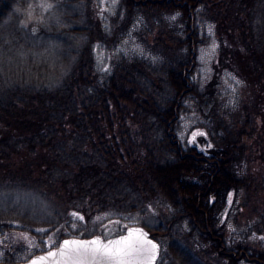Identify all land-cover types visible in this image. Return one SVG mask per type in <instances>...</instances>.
Returning <instances> with one entry per match:
<instances>
[{"label":"trees","instance_id":"trees-1","mask_svg":"<svg viewBox=\"0 0 264 264\" xmlns=\"http://www.w3.org/2000/svg\"><path fill=\"white\" fill-rule=\"evenodd\" d=\"M19 1L0 0V19ZM112 21L114 37L140 24V36L151 40L146 55H124L110 73L100 72L91 42L112 36L92 25L74 58L64 57L58 85L16 80L0 63V189L59 184L83 214L167 207L155 228L165 245L160 264H264V211L250 216L246 235L229 232L239 224L230 213L236 202L257 210L261 185L232 118L250 127L251 113L214 121L200 146L185 149L177 137L188 103L214 101L199 70L207 22L239 51L247 48L230 70L254 84L263 104L264 0H121ZM259 154L264 165V149ZM240 194L247 199L239 205Z\"/></svg>","mask_w":264,"mask_h":264},{"label":"rangeland","instance_id":"rangeland-1","mask_svg":"<svg viewBox=\"0 0 264 264\" xmlns=\"http://www.w3.org/2000/svg\"><path fill=\"white\" fill-rule=\"evenodd\" d=\"M120 6L121 0H20L0 19L2 68L13 73L16 80L21 79L37 86L58 85L60 71L65 69L64 57H72L73 54L74 58L78 48L88 41L89 36L83 34L84 30L92 25L106 31L109 34L106 39L112 36L110 40L99 35L92 39V56L95 67L100 72L110 73L113 62L124 55H146L145 46L151 40L140 36V24L132 25V29L120 36L112 35V17L118 13ZM206 25L209 41L199 49V70L202 85L204 89L210 90L214 101L210 100L202 106L188 103L180 115L177 137L185 149L192 145L200 146L205 143L206 135L197 136L195 142L190 143L194 132L205 134L206 128L213 127L216 124L214 121L220 118L228 124L231 114L241 115L246 114V111L251 113L250 127H245L234 115L232 117L243 130L242 141L246 143L248 162L255 170L257 185H261L255 194V201L258 200L255 204L256 211L251 210L252 204L241 209L236 202L230 212L231 217L237 215L239 220V224H232L230 234L246 235L250 216H254V212L260 215L264 211V165L257 159L264 149V102L261 104L255 100L254 84L250 85L245 75L230 70L234 59L246 57L247 48L244 49L245 53L239 51L242 48L238 44L231 45L232 38L218 34L214 23L207 22ZM21 40L23 42L18 48H6V45ZM223 45L225 50H222ZM219 64L222 65L221 68L216 67ZM224 64L227 66H223ZM49 186L45 182H39L27 183L25 187L10 190L0 189V263L7 259L22 262L33 254L49 249L50 237L57 244L69 236L102 235L110 238L132 225L147 228L161 241L162 233L155 231V228L168 217L170 209L167 207L153 205L138 212L97 208L83 214L76 211L59 184L54 188ZM246 199L247 196L242 194L238 199L239 205ZM72 213H78L84 219L77 220ZM164 250L165 245L162 244L158 264Z\"/></svg>","mask_w":264,"mask_h":264},{"label":"snow or ice","instance_id":"snow-or-ice-1","mask_svg":"<svg viewBox=\"0 0 264 264\" xmlns=\"http://www.w3.org/2000/svg\"><path fill=\"white\" fill-rule=\"evenodd\" d=\"M203 135V132H194L190 143ZM72 215L77 220L84 219L78 213ZM50 240V250L33 259L31 264H48L49 260L53 264H155L159 248L141 229H129L126 236L107 242L99 237L90 241L63 240L59 244L52 237Z\"/></svg>","mask_w":264,"mask_h":264},{"label":"water","instance_id":"water-1","mask_svg":"<svg viewBox=\"0 0 264 264\" xmlns=\"http://www.w3.org/2000/svg\"><path fill=\"white\" fill-rule=\"evenodd\" d=\"M129 229H141L144 233H146L147 234V239H149V240H151V241H153L154 243H156L158 246H159V248H158V253H157V259H156V261H155V264H158V261H159V259H160V256H161V252H162V245H161V243L159 242V241H157L156 239H154V238H152L151 237V233L145 228V227H143V226H138V225H133V226H131V227H129L124 233H122V234H120V235H117V236H113V237H110V238H105L104 236H102V235H93V236H91V237H85V238H82V237H68V238H65V239H63V240H93V239H96V238H101L103 241H105V242H107V241H110V240H118L121 236H126L127 235V233H128V230ZM62 240V241H63ZM61 241V242H62ZM49 251V250H48ZM48 251H46V252H44V253H39V254H36V255H34V256H32L30 259H28L27 261H23V262H20V263H14V264H31V261L33 260V259H35L36 257H38V256H43V255H46V253L48 252ZM0 264H2V263H0ZM48 264H53V261H51V260H49L48 261Z\"/></svg>","mask_w":264,"mask_h":264},{"label":"flooded vegetation","instance_id":"flooded-vegetation-1","mask_svg":"<svg viewBox=\"0 0 264 264\" xmlns=\"http://www.w3.org/2000/svg\"><path fill=\"white\" fill-rule=\"evenodd\" d=\"M123 233V232H122ZM121 234V233H120ZM153 237V236H152ZM50 249V248H49ZM48 250V249H47Z\"/></svg>","mask_w":264,"mask_h":264}]
</instances>
